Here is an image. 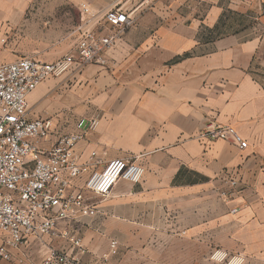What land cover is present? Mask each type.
<instances>
[{
	"label": "crops",
	"instance_id": "1",
	"mask_svg": "<svg viewBox=\"0 0 264 264\" xmlns=\"http://www.w3.org/2000/svg\"><path fill=\"white\" fill-rule=\"evenodd\" d=\"M44 6L73 22L89 7V26L103 33L111 8L133 19L104 63L47 79L28 103L31 118L51 121L53 141L97 120L77 146L89 172L72 187L117 158L144 173L106 197L86 191L89 215L31 236L0 264H40L50 246L73 252L65 229L82 237L84 264H264V30L245 24L254 16L264 29V0H0V63L20 58L2 39L14 22ZM210 121L234 126L248 147L202 137ZM182 175L174 224L171 182ZM203 180L210 189L197 188Z\"/></svg>",
	"mask_w": 264,
	"mask_h": 264
},
{
	"label": "built area",
	"instance_id": "2",
	"mask_svg": "<svg viewBox=\"0 0 264 264\" xmlns=\"http://www.w3.org/2000/svg\"><path fill=\"white\" fill-rule=\"evenodd\" d=\"M82 13L74 53L53 61L23 56L0 63V259L5 261H13V250L31 236L54 235L60 221L89 215L86 191L106 197L120 180L139 182L144 173V167L135 161L117 158L91 171L84 186L72 187L74 180L89 172L77 146L97 120L88 123L81 118L76 131L53 141L51 121L30 117L28 96L33 90L74 67L104 63L106 51L133 24L125 10L114 7L103 16V23L109 26L103 33L89 26V7ZM201 136L230 141L240 149L249 145L234 126L213 121L205 124ZM60 235L74 251L50 246L40 264H84L79 256L85 252L82 237L68 229Z\"/></svg>",
	"mask_w": 264,
	"mask_h": 264
},
{
	"label": "rangeland",
	"instance_id": "3",
	"mask_svg": "<svg viewBox=\"0 0 264 264\" xmlns=\"http://www.w3.org/2000/svg\"><path fill=\"white\" fill-rule=\"evenodd\" d=\"M81 23V21H70V15H65L62 12L52 13L49 6H44L42 12H28L23 19L14 22L13 32L15 33L2 39H5L7 44L9 42L15 44L16 48L20 50L16 53L19 57L37 54L43 60H54L70 54V29L72 26L78 29ZM246 23L250 25L251 32H262L264 30L254 16H250L248 21H245ZM108 28L109 26L103 23L102 29L106 30ZM34 50L39 53H33L32 51ZM5 54L10 55L12 52L8 51ZM4 62L8 61L5 60ZM186 177L182 175L181 179L172 180L171 182L172 203L168 219L174 224L179 220L178 191L185 187L183 186L185 183L182 180ZM197 188L210 189L211 184L207 180H203L202 185L197 186ZM165 216L167 215L165 214Z\"/></svg>",
	"mask_w": 264,
	"mask_h": 264
}]
</instances>
